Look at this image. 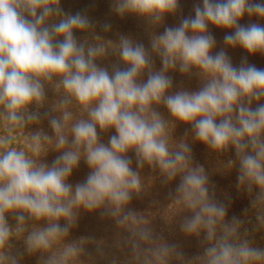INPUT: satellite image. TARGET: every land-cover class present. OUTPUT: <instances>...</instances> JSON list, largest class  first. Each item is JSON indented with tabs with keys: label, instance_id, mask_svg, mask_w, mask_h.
<instances>
[{
	"label": "clouds",
	"instance_id": "obj_1",
	"mask_svg": "<svg viewBox=\"0 0 264 264\" xmlns=\"http://www.w3.org/2000/svg\"><path fill=\"white\" fill-rule=\"evenodd\" d=\"M179 10L180 0H113L118 15L133 14L154 26ZM193 11L194 16L155 35L150 51L121 36L112 52L126 67L113 65L109 72L96 63L107 54L106 46H86L74 35L93 27L86 14L65 13L61 0H0V121L9 133L0 135V264H20L11 245L17 236H23L28 253L42 254V264H70L83 251L76 243L65 244L59 254H43L68 236L80 209H103L131 231L137 255L141 243L150 246L154 264L182 258L175 246L151 247V230L128 208L142 190L130 151L137 168H158L165 182L180 177L175 199L191 213L181 228L187 234L204 232L209 242L198 258L201 264H264V248L239 238L235 217L225 222L226 207L210 193L203 166L192 165L186 142L170 143L169 121L157 110L163 105L174 120L191 125L193 138L210 149H234L238 183L249 193L258 190L252 207L264 226V68L247 57L234 65L224 48L214 52L216 39L209 30V25L230 30L225 46L264 55V24L240 23L245 15L264 20V0H200ZM153 54L161 61L159 70ZM177 70L198 76L202 86L173 92L168 73ZM145 73L146 81L141 79ZM53 81L61 92L60 116L49 119L55 135L32 133L30 155L11 146L10 133L40 122L45 84ZM72 105L86 118L74 120ZM98 128L115 130L107 145L99 140ZM46 144L60 153L51 165L36 159ZM82 159L90 172L73 185L69 177ZM27 221L44 223L29 227Z\"/></svg>",
	"mask_w": 264,
	"mask_h": 264
},
{
	"label": "trees",
	"instance_id": "obj_2",
	"mask_svg": "<svg viewBox=\"0 0 264 264\" xmlns=\"http://www.w3.org/2000/svg\"><path fill=\"white\" fill-rule=\"evenodd\" d=\"M199 2L200 0H180V10L175 15L166 16L164 21L156 26L150 25L143 18L133 14L118 15L113 11V0H61V7L65 13L81 12L89 17L93 27L86 31H75L74 35L79 42L85 43L86 46L103 43L108 52L104 57L98 58L96 63L111 72L113 65L126 67L119 60L118 55L112 52V48L118 45L121 36L128 37L134 42L143 43L150 51L153 37L162 33L165 27L177 26L182 17L194 16L193 6ZM249 22L264 24V20L247 15L240 20V23L245 25ZM105 24L110 25L107 31L103 28ZM209 30L216 39L214 52L224 48L234 65H239L242 57H247L249 63L258 68H264V55L259 53L251 55L240 47L225 46L223 37L230 30L212 25H209ZM153 60L155 69L159 70L162 66L159 57L153 54ZM168 75L173 80V92L181 89L196 91L202 86L201 79L196 75H184L178 70L169 71ZM141 79L146 81L147 74L145 73ZM45 91L46 102L38 109L41 114L40 122L29 124L24 128H16L10 133L13 137L11 146L25 150L30 155L32 133L42 130L43 133L54 137L55 134L50 127L49 119L53 116H60L57 102L61 92L55 88V81L46 83ZM252 106H256L255 102ZM32 110L37 109L32 106ZM70 110L73 112L74 120L86 118V114L82 113L78 106L72 105ZM157 110L169 121L170 143L173 146L180 142H186L189 145L192 165L203 166L208 177L210 193L214 192L215 200L226 207L225 222L232 221V218H236L255 195L256 190L249 193L246 188L239 185V165L234 149L230 147L222 152L210 149L193 138L191 125L174 120L163 105L157 106ZM4 128L5 122L0 121V135L9 134L4 131ZM186 130L187 135H185ZM97 132L99 140L106 145L110 136L115 134L114 129L104 131L98 128ZM59 154L52 144H46L36 159L51 165ZM127 155L132 158V168L139 172L142 181V190L138 194H133L128 208L143 218L142 226L151 230L153 236L151 247L160 244L175 246L176 250L182 254V258L172 256L167 259V264H194L198 251L208 241L204 232L199 235L187 234L181 228L184 218L190 216L191 213L182 204H178L175 199V189L180 182V177L177 176L174 180L165 182L158 168L153 169L147 164L143 168H137L134 152L130 151ZM89 172V167L82 159L78 167L73 170L68 182L73 185L83 182ZM43 223V221H27L29 227L42 226ZM61 223L63 224L64 221ZM132 239L131 231L118 225L113 217L103 214V209L91 212L80 209L75 225L71 227L68 236L59 242L63 244L76 243L83 249L80 256L70 264H154L151 253L147 250L150 246L141 243V251L137 255L132 249ZM21 243L25 247L23 240ZM61 249L62 245L59 250ZM27 254L32 257V260L36 258L34 253L27 252Z\"/></svg>",
	"mask_w": 264,
	"mask_h": 264
},
{
	"label": "rangeland",
	"instance_id": "obj_3",
	"mask_svg": "<svg viewBox=\"0 0 264 264\" xmlns=\"http://www.w3.org/2000/svg\"><path fill=\"white\" fill-rule=\"evenodd\" d=\"M257 191L258 190H255V194ZM254 197L255 195L248 201L247 205L244 207V209L241 210V212L236 217V219L240 221L238 228V236L242 240H248L253 247L264 248V226H262L259 220L257 219V209L252 207V200L254 199ZM7 219L9 224L13 228H15L16 221L14 217L12 215H9ZM226 223H231V220L227 221ZM21 240H23V236L13 237L11 240L12 252L19 256L20 264H42V254L34 253L36 258L32 260V257L27 254L26 247L22 245L23 243H21ZM208 243L209 242L204 244L203 248L198 251L194 264H201V261L198 258L203 255L204 249L205 247H207ZM61 245L63 249L65 244L57 242L55 244V248L50 250L48 253H44L43 255L47 256L53 253L59 254L62 251V249L59 250Z\"/></svg>",
	"mask_w": 264,
	"mask_h": 264
}]
</instances>
